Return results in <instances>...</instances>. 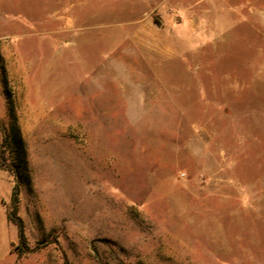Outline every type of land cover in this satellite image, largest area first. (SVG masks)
<instances>
[{
	"label": "rangeland",
	"instance_id": "1",
	"mask_svg": "<svg viewBox=\"0 0 264 264\" xmlns=\"http://www.w3.org/2000/svg\"><path fill=\"white\" fill-rule=\"evenodd\" d=\"M14 125L0 264H264V0H0Z\"/></svg>",
	"mask_w": 264,
	"mask_h": 264
},
{
	"label": "trees",
	"instance_id": "2",
	"mask_svg": "<svg viewBox=\"0 0 264 264\" xmlns=\"http://www.w3.org/2000/svg\"><path fill=\"white\" fill-rule=\"evenodd\" d=\"M3 85L4 88L6 89V81L5 79H3ZM4 89V90H5ZM5 93V97H6V104H7V109H8V113L9 116L11 117V119L13 121L14 120V116H13V105H12V101H11V95L9 92H4ZM11 141V143H10ZM13 145L14 149H15V156L17 158V162L11 163L10 167L5 163V150L6 148H8L10 145ZM24 157H25V151L23 148V144L22 141L18 135L17 129L15 128V125L13 126V128L11 129V135L10 138L7 137V135L2 134L1 135V143H0V168L3 169L4 171L8 172V173H12L14 174V176L17 178L18 176V170L19 168H21L24 165ZM16 188L13 189V193H12V198H15L16 195ZM8 220L10 222H12L13 224H15L18 229H19V245L22 246L25 243V238L24 235L22 233V227L19 221H16L14 219L13 216H9ZM18 250H20V253H25L28 252L27 249H22V247H17Z\"/></svg>",
	"mask_w": 264,
	"mask_h": 264
},
{
	"label": "crops",
	"instance_id": "3",
	"mask_svg": "<svg viewBox=\"0 0 264 264\" xmlns=\"http://www.w3.org/2000/svg\"><path fill=\"white\" fill-rule=\"evenodd\" d=\"M241 20V19H240ZM13 184L10 175L0 168V242L5 241L6 249L10 241L12 226L8 221L6 214V203L13 190Z\"/></svg>",
	"mask_w": 264,
	"mask_h": 264
}]
</instances>
